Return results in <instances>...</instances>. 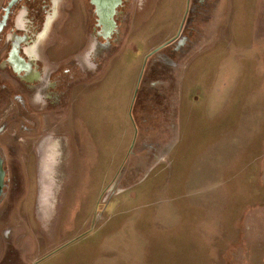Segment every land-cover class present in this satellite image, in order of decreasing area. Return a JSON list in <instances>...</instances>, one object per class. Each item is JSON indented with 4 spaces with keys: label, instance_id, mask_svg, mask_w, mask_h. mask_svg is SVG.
<instances>
[{
    "label": "rangeland",
    "instance_id": "1",
    "mask_svg": "<svg viewBox=\"0 0 264 264\" xmlns=\"http://www.w3.org/2000/svg\"><path fill=\"white\" fill-rule=\"evenodd\" d=\"M186 1H151L118 58L104 69L107 77L122 63L126 81L136 66L130 111L126 96L103 115V107L92 114L89 105H77L76 118L85 115L91 141L100 146V162L81 172L84 134L76 131L74 145L70 141L79 149H71L77 171L57 209L41 224L32 210L12 212V247L22 253L11 260L18 255L22 264H264V0H220L211 36L178 63L172 38L188 21L183 14L192 4ZM169 40L170 47L148 55ZM179 80L182 104L178 126H171V108L164 118L161 107L163 96L180 93ZM128 87L122 84L117 95ZM75 88L76 99L90 93ZM108 89L95 88L88 101L111 94ZM149 98L157 107L140 116L133 106ZM126 127L136 132L135 141L119 174L109 179L105 164L124 153L119 145ZM4 245L0 240V250Z\"/></svg>",
    "mask_w": 264,
    "mask_h": 264
},
{
    "label": "flooded vegetation",
    "instance_id": "2",
    "mask_svg": "<svg viewBox=\"0 0 264 264\" xmlns=\"http://www.w3.org/2000/svg\"><path fill=\"white\" fill-rule=\"evenodd\" d=\"M151 1L1 0L0 240L5 245L0 264L5 257L7 264H22L18 256L22 252L12 247L10 237L12 212L32 210L38 214L34 221L44 223L75 176L67 127L75 87L89 89L103 76ZM219 2L186 1V6L192 4L183 14L188 21L178 29L172 46L178 63L200 40L211 36V19ZM29 198L26 205L20 203ZM13 254H18L15 260Z\"/></svg>",
    "mask_w": 264,
    "mask_h": 264
},
{
    "label": "crops",
    "instance_id": "3",
    "mask_svg": "<svg viewBox=\"0 0 264 264\" xmlns=\"http://www.w3.org/2000/svg\"><path fill=\"white\" fill-rule=\"evenodd\" d=\"M116 58H118V56H116ZM113 65H115V64H113ZM121 65H122V63H120V66L117 65L116 67H113L112 69H109L108 72L112 73V75L110 73H108L107 74V77L106 76L102 77L101 80L95 82L94 85L91 86L92 88L89 87V89H88V92H90L89 94H91L95 90V88H97V87L98 88L101 87V86H103V87H109L108 90L111 92L112 95L111 94H108L106 96H101V97L96 96L94 99L88 101L87 96L89 94L86 93L87 94L86 95L84 93V94H82L81 97H79V99L78 98L77 99L75 98L73 100L72 110H70V115L72 116V119H71V122L72 123L70 125V128H72L71 129V135H72L71 136V141H73V145H74V140L77 139V136H78V133L76 131H81L82 134H84V136L80 139V141H81L80 142L81 143V149L79 150V149H77L75 147L74 148L72 147V150L74 152H75V150H79L80 151V154H82L81 163H80L81 172L84 171L85 167H86V170H88V171L90 170L91 171V167L90 166L98 165V162H100V159H101L102 156H101V153H99V149H100L99 147L100 146L98 144H97V146H95L94 142L91 141V136L89 134V132H90L89 128L90 127L86 125L85 115L83 117H81L80 119H78V118H76V114H75L74 110L77 108V105H80L81 104V106L83 105V107L85 109L89 105L91 107V109H92L91 110V113L92 114L99 113L100 107L101 108L103 107V109L101 110V115H103L104 113L107 114L109 112H114L116 109H118L119 108L118 107L119 105L116 106L117 105L116 103L120 102L122 99L125 100V96H126V99H127V100H125L126 101V108H125V110H127V108H129L128 103L131 101V99H130V97H131L130 96V92H131L132 87H133V86H131V84L134 83L135 77H136V70H135L136 66L133 69L134 77L131 78V79H128V80L124 81L123 77L121 76L122 74H120V72H119V70L121 68ZM117 71L119 73V76H117L118 75L117 74ZM183 71H182V75H183ZM114 73H116V76H113ZM181 79H182V77H180V80ZM180 80H179V83H178V84H180V93L179 94H177V95L175 93L172 94L170 96L172 98L169 99V100L167 98V97H169L168 95L163 96V104H162V107H161V111H163V112H161V117H164L165 118V116H168V112L169 111H167V110L169 108H171V111L174 114V116H173V121L174 122L172 121V123H169L171 126L177 124V122L175 120H176V117H177V114H178V110L180 111V106L182 104V97H181V91H182V89H181V82H180ZM138 81H139V79H138ZM138 81H137V83H138ZM122 84L123 85L126 84L129 87H128V89H125V92L124 91L122 92L121 96H118L117 94H119V87H121ZM136 91L137 90H135V92ZM135 94L136 93H134V95L132 96V99L134 98ZM148 97H151V95L142 96V98H148ZM151 98L146 99V100H141L142 101V104H140V105L135 104L133 106L135 109L138 106L137 109L135 110V112H139V114L141 116V113L147 111V109H149V108L156 109L155 107H157V106L154 103V101L151 100ZM133 101H134V99L132 100V103H131V106L129 108V111L132 108ZM167 101H171V105L170 106H169V104H168ZM155 102H156V100H155ZM81 113H82V110H81ZM136 116H137V118L139 120L138 114H136ZM130 117H131V115H130ZM131 120H132V123H133V118L132 117H131ZM78 124H79L80 130L78 129ZM177 126H178V124H177ZM164 131H165V134L163 135L162 141L165 140V139L167 140L166 135L169 133L166 129ZM177 132H178V129H177ZM135 135H136V132L133 135V132L128 127H126L125 128V131L123 132V134L120 135V137H121L120 138L121 139V145H119L120 148H121V146L123 147L121 149H122V152L124 151V153H121L120 152V155H118V157H110V158H108V161L106 162V164L103 161V163L107 167H110V168H107V170H106L107 171L106 174L110 176L109 179H112L113 176L115 177V175L119 174V171H120V169L122 167L121 165L124 162L125 156H126V154L127 155L129 154L127 152V149L129 148L130 143H133L134 144ZM172 142H173V144L171 146H169V150H168L169 153H168L167 156H165L166 158L169 156V154L171 152V148L174 146V143H175L174 138H172ZM132 146L130 148H132ZM74 154L75 155H78L76 153H74ZM76 158L77 157L74 156L73 162L71 163V168H73L74 172L77 171L76 166L78 165V162H77V159ZM102 166H103V164H102Z\"/></svg>",
    "mask_w": 264,
    "mask_h": 264
},
{
    "label": "water",
    "instance_id": "4",
    "mask_svg": "<svg viewBox=\"0 0 264 264\" xmlns=\"http://www.w3.org/2000/svg\"><path fill=\"white\" fill-rule=\"evenodd\" d=\"M177 38H178V37H174V38H172V40L177 39ZM172 40L168 41L167 43L171 42ZM167 43H166V44H167ZM164 46H165V45H161V46H159V48L155 49L151 54H153V53L159 51V49H160L161 47H164ZM2 179H3V172L0 170V193L2 192V187H3Z\"/></svg>",
    "mask_w": 264,
    "mask_h": 264
}]
</instances>
